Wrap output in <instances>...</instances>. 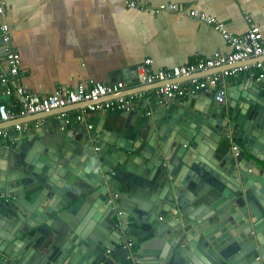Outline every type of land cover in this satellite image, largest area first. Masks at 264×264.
<instances>
[{
  "label": "water",
  "instance_id": "water-1",
  "mask_svg": "<svg viewBox=\"0 0 264 264\" xmlns=\"http://www.w3.org/2000/svg\"><path fill=\"white\" fill-rule=\"evenodd\" d=\"M239 82L186 99L139 85L122 123L0 138V264H264V81Z\"/></svg>",
  "mask_w": 264,
  "mask_h": 264
},
{
  "label": "crops",
  "instance_id": "crops-1",
  "mask_svg": "<svg viewBox=\"0 0 264 264\" xmlns=\"http://www.w3.org/2000/svg\"><path fill=\"white\" fill-rule=\"evenodd\" d=\"M142 1L147 2L151 9L129 8L126 0H4V17L13 27L12 44L19 51L21 66L26 70L20 81L31 92L41 96L54 91L58 86L72 88L88 79L104 83L125 80L127 87L123 91H136L140 84L129 83L126 76L131 72L134 78V67L146 58L153 60L154 70L172 69L197 59L210 58L217 52L229 53L232 50V46L221 32L197 16H181L179 13L183 9L192 8L215 16L224 22L228 31L237 35L245 34L249 30V16L264 32V0ZM162 3H173L178 9L156 11ZM6 68L5 43L0 39V73ZM225 68L201 72L197 76H206ZM238 77L240 90L253 94L252 87L247 84L258 81L250 72H243ZM232 79L226 80V89L232 86ZM164 83L158 81L142 86L157 87ZM9 85L14 86V82ZM5 90L6 85L1 83L0 98L8 97ZM237 93L240 94V91L237 90ZM150 94L148 92L144 99ZM5 102L10 103L11 107L15 103L12 98ZM84 105L75 104L56 112H70ZM141 105L140 101L136 102L137 113L140 112ZM124 113L127 112H98L91 116L93 129L86 123L74 124L70 128H80L84 133H88L95 130L104 120V127H108L109 120L115 116L116 121H119L117 115ZM58 114L44 118L45 123L38 125H35L38 121L35 117L42 114H30L0 124V128L31 123L32 131H35L46 123L51 124L58 120ZM123 121L124 118H121L120 122ZM31 132H12L2 139L11 144L15 140L10 138L13 134L22 137L23 134L28 135ZM30 143L31 141L28 142ZM18 144L22 142L19 141ZM205 160L218 169L215 164L218 161L214 157L212 160ZM124 174L132 176V173L126 171ZM140 189L143 190V187L140 186ZM137 198L146 200L147 197ZM137 240L141 239L138 237Z\"/></svg>",
  "mask_w": 264,
  "mask_h": 264
},
{
  "label": "built area",
  "instance_id": "built-area-1",
  "mask_svg": "<svg viewBox=\"0 0 264 264\" xmlns=\"http://www.w3.org/2000/svg\"><path fill=\"white\" fill-rule=\"evenodd\" d=\"M129 8L151 9L147 2L142 0H126ZM156 11H176L178 6L173 3H162ZM6 12L4 0H0V39L5 43L7 68L0 73V82L7 85L6 95L14 99L10 103H0V124L22 118L30 114H46L75 104L84 103L79 109L58 114V120L63 127L74 124H88L93 129L91 116L98 112H120L132 111L147 94L146 91L120 95L126 87V81L121 80L114 83H104L95 79L80 82L76 87L58 86L54 91L41 96L30 91L21 81V75L25 69L21 66V55L12 44V25L5 19ZM197 16L200 20L214 27L224 35V38L232 46L229 53L217 52L207 59H197L186 65L175 66L172 69L154 70L151 58H146L136 67L138 84H152L154 82H165L156 92L165 95L169 99L184 98L192 96L200 91L216 90L221 95L226 90V80L238 76L243 72H250L256 81H264V32L259 24L248 16L249 30L242 35H237L226 29L224 22L215 16L196 9H183L179 13ZM219 67H226L222 71L209 73L206 76H197L201 72H210ZM183 79H187L186 81ZM14 82V86L9 83ZM110 96H115L111 97ZM91 120V121H90ZM45 123V119H38V124ZM31 123L16 124L12 127L0 128V138H6L12 132H31ZM117 195H114L116 198ZM134 242L127 240L119 245L121 249H127ZM112 250L107 249L105 254L109 256ZM100 264H105L102 262Z\"/></svg>",
  "mask_w": 264,
  "mask_h": 264
},
{
  "label": "clouds",
  "instance_id": "clouds-1",
  "mask_svg": "<svg viewBox=\"0 0 264 264\" xmlns=\"http://www.w3.org/2000/svg\"><path fill=\"white\" fill-rule=\"evenodd\" d=\"M41 114V113H40ZM5 123H7V122H5ZM2 124H4V123H2Z\"/></svg>",
  "mask_w": 264,
  "mask_h": 264
}]
</instances>
